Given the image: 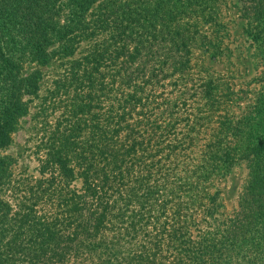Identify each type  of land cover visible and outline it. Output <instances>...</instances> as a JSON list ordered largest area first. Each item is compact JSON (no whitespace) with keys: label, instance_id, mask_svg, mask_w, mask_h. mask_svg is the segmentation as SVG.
<instances>
[{"label":"trees","instance_id":"trees-1","mask_svg":"<svg viewBox=\"0 0 264 264\" xmlns=\"http://www.w3.org/2000/svg\"><path fill=\"white\" fill-rule=\"evenodd\" d=\"M223 2L0 0V264H264V0H231L260 70L237 112Z\"/></svg>","mask_w":264,"mask_h":264},{"label":"rangeland","instance_id":"rangeland-1","mask_svg":"<svg viewBox=\"0 0 264 264\" xmlns=\"http://www.w3.org/2000/svg\"><path fill=\"white\" fill-rule=\"evenodd\" d=\"M231 4V0H224L222 5V22L228 33V38L226 39L227 47L233 50V54L214 63L211 74L221 79V81H225L237 94L238 100L231 108L232 111L237 112L240 106L246 104L249 96L251 97L250 92L256 91L259 88L257 78L260 75V70H256L251 66L249 53L245 49L241 36V20ZM28 120L29 117L26 118V121ZM28 126L29 124L27 123L23 124L24 129H20L15 134V144L7 151L8 154L16 155L21 151V146L24 143L26 147L30 146L31 143L28 141ZM28 154L29 151L24 154L23 160L21 159L16 172L24 167H27L30 171L35 168L36 162ZM245 180L246 169L244 166H240L224 179L215 181L212 190L218 189L221 193L222 214L223 212L226 216L234 214Z\"/></svg>","mask_w":264,"mask_h":264}]
</instances>
